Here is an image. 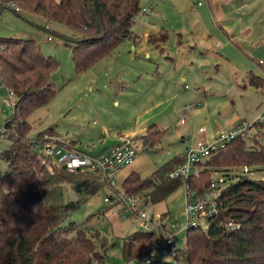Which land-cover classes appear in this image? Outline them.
Listing matches in <instances>:
<instances>
[{
  "label": "rangeland",
  "instance_id": "rangeland-1",
  "mask_svg": "<svg viewBox=\"0 0 264 264\" xmlns=\"http://www.w3.org/2000/svg\"><path fill=\"white\" fill-rule=\"evenodd\" d=\"M215 1L219 12L212 15L207 0H141V12L132 27L136 40H125L102 68L92 67L80 74L75 71L71 48L61 37L77 39L78 33L46 24L40 16L3 10L0 38L34 40L43 55L58 63L51 75L56 94L29 115L28 137L34 140L38 133L52 127L60 136L58 140L71 139L77 142L76 151L94 156L109 148L119 135L135 139L131 137L133 133L144 135L147 128L154 126L164 134L160 143L146 145L141 134L137 135L140 137L133 143L136 158L115 182L120 192L128 175L150 176L178 156L199 129L204 128L208 139H213L241 123H256L264 115V90L244 87L243 79L249 72L264 79V0L252 5H243L241 0ZM162 30L167 34L162 50L139 41L142 35ZM113 73L123 77L124 90H116V83L111 88L93 86L104 78L117 80ZM5 102L11 104L14 99L0 88V130L12 115V106ZM9 145V139L1 135L0 154ZM56 161L54 156L52 162ZM219 170L211 178L219 188L228 184L223 177L226 174L232 178L246 174L251 179H264V166ZM6 174L8 166L0 159V178ZM114 194L106 183L64 224H83L88 236L99 233L98 240L106 239L108 244L105 264H126L121 255L122 239L137 231L151 232L154 227H145L137 216L127 218L122 205L105 203ZM183 194L181 186L157 205L136 198L133 210L150 220L160 219L169 229L172 224L182 223ZM75 198L73 191L65 190V202ZM200 226L207 229L204 221ZM185 237L186 230L176 233L177 249L184 246ZM158 259L171 262L167 257Z\"/></svg>",
  "mask_w": 264,
  "mask_h": 264
},
{
  "label": "trees",
  "instance_id": "trees-1",
  "mask_svg": "<svg viewBox=\"0 0 264 264\" xmlns=\"http://www.w3.org/2000/svg\"><path fill=\"white\" fill-rule=\"evenodd\" d=\"M8 2L19 8V14L40 16L46 24L80 35L73 39L53 31L71 48L78 74L112 55L125 40H136L132 27L141 12V0H0V13L11 9L6 6ZM166 38L162 30L148 36L147 42L162 50ZM57 68L58 63L43 55L34 40L0 38V86L14 95L12 115L3 133L0 132V136L10 141L0 154L8 166V174L0 178V264H105L106 261V239L99 241L97 232L88 236L83 224H64L104 187L105 178L91 172L69 173L38 153L35 143L52 141L66 149H76L77 142L58 140L55 128L38 133L34 140L28 137L29 115L48 104L56 94L51 75ZM243 84L264 90V79L251 72L246 74ZM110 86H114V80ZM162 135V131L152 126L140 139L146 145L159 144ZM183 160L178 155L146 178L128 175L120 192L134 199L143 198L145 204L163 202L182 186L180 178H170L169 174ZM252 166H264V126L258 123L253 124L249 136H237L211 153L202 164L199 177L189 178L188 183L200 195L219 169L241 170ZM223 177L228 184L221 188L215 201L216 213L206 222V230L201 227L186 230L185 244L177 251V264H264V179H251L246 174ZM66 189L75 193L74 200L64 201ZM155 238V231L125 236L122 258L126 262L140 259ZM149 264L173 263L155 260Z\"/></svg>",
  "mask_w": 264,
  "mask_h": 264
},
{
  "label": "built area",
  "instance_id": "built-area-1",
  "mask_svg": "<svg viewBox=\"0 0 264 264\" xmlns=\"http://www.w3.org/2000/svg\"><path fill=\"white\" fill-rule=\"evenodd\" d=\"M15 13H19V8L11 2L6 4ZM50 41L51 38L48 37ZM0 88H2L0 86ZM9 97L14 99L12 92H7ZM14 103V102H13ZM13 103L5 102L6 105L13 106ZM264 126V116L257 122ZM181 124L184 121L181 120ZM253 125L241 123L227 132H220L213 139H208L204 128L199 129L197 134L187 141L186 148L182 154L183 163L177 166L170 174V178H180L184 186V207L182 214V223L180 225L172 224L167 229L160 219L150 220L144 213H139L133 209L136 207L134 198L126 196L122 192H115V177L125 167L131 165L136 158V151L133 147L134 139L129 137H120L115 146L109 150L95 156H89L76 150L66 149L58 144L47 142L44 144L35 143L34 148L50 161L53 165L67 170L69 173L91 172L99 174L105 178L110 189L115 193L112 197L104 201L109 205H122L128 217L137 216L144 222L146 227L151 224L156 232V238L147 247L144 255L135 261L126 262V264H149L152 261L160 260L159 256L171 259V263L177 264L178 249L175 244L174 236L179 231L187 230L192 227H201L202 221L207 222L216 213V199L220 194L221 188L212 181L206 190L196 195L188 183L191 177H199L202 171V164L211 153L221 148L224 144L237 136H249ZM3 133V130H0ZM57 157L56 163L52 162L53 157Z\"/></svg>",
  "mask_w": 264,
  "mask_h": 264
},
{
  "label": "crops",
  "instance_id": "crops-1",
  "mask_svg": "<svg viewBox=\"0 0 264 264\" xmlns=\"http://www.w3.org/2000/svg\"><path fill=\"white\" fill-rule=\"evenodd\" d=\"M208 1V8L210 9V11L212 12V15L214 14H218V12H219V10H218V7L216 6V1L215 0H207ZM259 0H241V4H243L244 5V3H247L248 5H252V4H254V3H256V2H258ZM15 13V12H14ZM150 36V35H149ZM147 38H148V35H145V37L142 35V38H139V41L141 42V41H146L147 42ZM143 42V43H144ZM134 44H136L137 43V41L135 42H133ZM132 43V44H133ZM114 55H115V52L112 54V55H110V56H108V57H105V58H103L102 60H100L98 63H96L94 66H93V68L94 69H96L97 67H100V68H102L103 66H101L103 63H108L109 62V60L110 59H112V57H114ZM107 59V60H106ZM104 61H106V62H104ZM250 73V72H249ZM251 73H253V72H251ZM106 74H109L108 72L107 73H105L104 75H106ZM248 74V73H247ZM255 74V73H254ZM113 75H115V78H117V80L116 79H113L114 80V83H116V84H118V87H117V89L116 90H124L125 88H126V85H125V81H124V79H123V77L122 76H120L119 75V73H113ZM138 75V73L136 74V76ZM256 75V74H255ZM110 82H111V80H107V79H102V80H100V81H98V82H96V83H94V85L93 86H98V87H102V86H107L108 87V85H109V87L108 88H111V86H110ZM120 84H122L121 86L122 87H120L119 85ZM114 87V86H113ZM148 129V128H147ZM146 129V130H147ZM146 132V131H145ZM141 134V135H140ZM145 134V133H144ZM137 135H140V136H143V134L141 133V132H139V133H133L132 135H131V137H134L135 139H134V141L135 140H137L136 138H138V137H140V136H137ZM121 137V135H119L117 138H115V142L109 147V148H104L103 150H101V152H99V153H97V154H95V155H99V154H101V153H103V152H105V151H107V150H109L111 147H113V146H115L116 144H117V142H118V139ZM61 140V139H60ZM61 141H65V142H69V141H72L71 139L68 141V139L67 138H62V140ZM182 142H184V141H182ZM186 145H187V143H186ZM75 148L76 149H74V150H78V145H75ZM185 148H186V146H184V149H183V151L182 152H180V153H178V155H182L183 154V152H184V150H185ZM70 150H73V149H70ZM79 152V151H78ZM81 153H84V152H81ZM86 154V153H85ZM94 155V156H95ZM129 166H131V165H129ZM129 166H127V167H129ZM127 167H125L124 169H122L118 174H117V176L115 177V182H116V180H117V178H119V176L123 173V171L127 168ZM128 175V173L127 174H125V176L123 177V178H125L126 176ZM123 178L121 179V180H123Z\"/></svg>",
  "mask_w": 264,
  "mask_h": 264
},
{
  "label": "water",
  "instance_id": "water-1",
  "mask_svg": "<svg viewBox=\"0 0 264 264\" xmlns=\"http://www.w3.org/2000/svg\"><path fill=\"white\" fill-rule=\"evenodd\" d=\"M19 18H21L20 16H18Z\"/></svg>",
  "mask_w": 264,
  "mask_h": 264
}]
</instances>
